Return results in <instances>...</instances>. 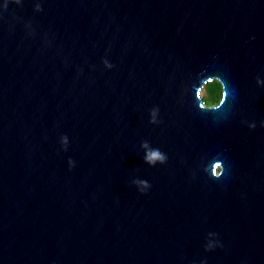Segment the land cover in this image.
Listing matches in <instances>:
<instances>
[{"label": "water", "instance_id": "water-1", "mask_svg": "<svg viewBox=\"0 0 264 264\" xmlns=\"http://www.w3.org/2000/svg\"><path fill=\"white\" fill-rule=\"evenodd\" d=\"M0 264H264V0H0Z\"/></svg>", "mask_w": 264, "mask_h": 264}, {"label": "clouds", "instance_id": "clouds-1", "mask_svg": "<svg viewBox=\"0 0 264 264\" xmlns=\"http://www.w3.org/2000/svg\"><path fill=\"white\" fill-rule=\"evenodd\" d=\"M211 91H213L216 94V99H218V102L207 103V106L219 108L220 105L224 102V97H225L224 85L219 80H216L215 85L213 89H211ZM159 158H160L159 153L157 152H153L149 156V160H152V161L159 159ZM221 171L222 169L218 165L216 168V175L219 176L221 174Z\"/></svg>", "mask_w": 264, "mask_h": 264}, {"label": "trees", "instance_id": "trees-1", "mask_svg": "<svg viewBox=\"0 0 264 264\" xmlns=\"http://www.w3.org/2000/svg\"><path fill=\"white\" fill-rule=\"evenodd\" d=\"M216 80H213L209 83H207L202 91V98L204 99V103L207 105V103H213V102H218V99H216V94L211 91V89L208 91V86L211 84V83H215ZM207 98H209L207 100Z\"/></svg>", "mask_w": 264, "mask_h": 264}, {"label": "rangeland", "instance_id": "rangeland-1", "mask_svg": "<svg viewBox=\"0 0 264 264\" xmlns=\"http://www.w3.org/2000/svg\"><path fill=\"white\" fill-rule=\"evenodd\" d=\"M214 85H215V83H211L207 88H208V91L210 90V89H213V87H214ZM209 98H207V100H208Z\"/></svg>", "mask_w": 264, "mask_h": 264}, {"label": "bare ground", "instance_id": "bare-ground-1", "mask_svg": "<svg viewBox=\"0 0 264 264\" xmlns=\"http://www.w3.org/2000/svg\"><path fill=\"white\" fill-rule=\"evenodd\" d=\"M202 95V94H201Z\"/></svg>", "mask_w": 264, "mask_h": 264}]
</instances>
